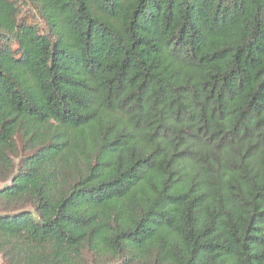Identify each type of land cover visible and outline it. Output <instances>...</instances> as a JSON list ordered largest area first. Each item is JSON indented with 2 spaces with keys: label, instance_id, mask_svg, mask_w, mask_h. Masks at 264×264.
Segmentation results:
<instances>
[{
  "label": "trees",
  "instance_id": "1",
  "mask_svg": "<svg viewBox=\"0 0 264 264\" xmlns=\"http://www.w3.org/2000/svg\"><path fill=\"white\" fill-rule=\"evenodd\" d=\"M4 264H264V0H0Z\"/></svg>",
  "mask_w": 264,
  "mask_h": 264
},
{
  "label": "rangeland",
  "instance_id": "2",
  "mask_svg": "<svg viewBox=\"0 0 264 264\" xmlns=\"http://www.w3.org/2000/svg\"><path fill=\"white\" fill-rule=\"evenodd\" d=\"M0 264H4L3 261H2V259H0Z\"/></svg>",
  "mask_w": 264,
  "mask_h": 264
}]
</instances>
